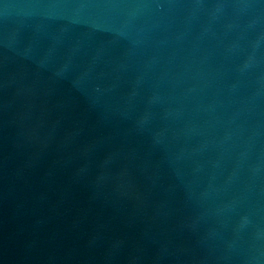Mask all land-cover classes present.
<instances>
[{"label": "water", "instance_id": "obj_1", "mask_svg": "<svg viewBox=\"0 0 264 264\" xmlns=\"http://www.w3.org/2000/svg\"><path fill=\"white\" fill-rule=\"evenodd\" d=\"M0 264H264V0H0Z\"/></svg>", "mask_w": 264, "mask_h": 264}]
</instances>
